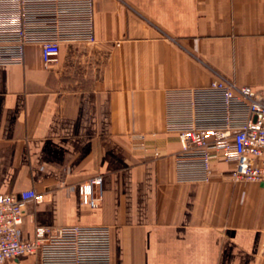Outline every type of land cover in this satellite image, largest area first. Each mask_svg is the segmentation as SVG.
Wrapping results in <instances>:
<instances>
[{
    "label": "crops",
    "instance_id": "crops-1",
    "mask_svg": "<svg viewBox=\"0 0 264 264\" xmlns=\"http://www.w3.org/2000/svg\"><path fill=\"white\" fill-rule=\"evenodd\" d=\"M93 44L0 65V193L35 189L22 240L45 225L110 226L112 264H264V182H181L165 90L218 75L264 90V0H95ZM103 177L96 208L79 185ZM9 264V263H8Z\"/></svg>",
    "mask_w": 264,
    "mask_h": 264
},
{
    "label": "built area",
    "instance_id": "built-area-1",
    "mask_svg": "<svg viewBox=\"0 0 264 264\" xmlns=\"http://www.w3.org/2000/svg\"><path fill=\"white\" fill-rule=\"evenodd\" d=\"M95 0H0V65L22 64L27 46H42L46 66L61 46L93 44ZM166 130L179 137L175 158L181 182H208L216 160L234 166L235 181L264 182V90L218 75L205 86L165 90ZM82 203L99 207L103 177L79 185ZM35 189L0 193V264H112L110 226L45 225L20 238L25 208L42 201Z\"/></svg>",
    "mask_w": 264,
    "mask_h": 264
},
{
    "label": "rangeland",
    "instance_id": "rangeland-1",
    "mask_svg": "<svg viewBox=\"0 0 264 264\" xmlns=\"http://www.w3.org/2000/svg\"><path fill=\"white\" fill-rule=\"evenodd\" d=\"M21 264H34V261L32 258H24L22 261H21Z\"/></svg>",
    "mask_w": 264,
    "mask_h": 264
}]
</instances>
